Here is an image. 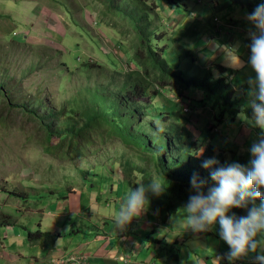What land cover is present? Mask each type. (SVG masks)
<instances>
[{
    "label": "rangeland",
    "instance_id": "1",
    "mask_svg": "<svg viewBox=\"0 0 264 264\" xmlns=\"http://www.w3.org/2000/svg\"><path fill=\"white\" fill-rule=\"evenodd\" d=\"M225 5L218 4V7L225 10L231 7ZM101 7L97 0H0V76L9 73L7 77H10L9 85L13 90L14 85L18 84L29 97H42L45 93L47 98L44 103L53 108L66 101L65 108L69 110L68 101H72L73 105L80 98L90 100L93 94L87 90L90 86L106 89L105 93L109 94L105 97H112L110 94L117 92L116 86L125 82L123 76L128 74L129 69L119 75L110 71L111 67L120 63L117 60L126 64L133 58L129 54L131 49L124 54V50L128 49H124L122 44H131L125 38L130 25L110 14L104 16L108 21L95 27V22L102 17ZM179 7V16L176 12L179 8L175 4L172 9L167 5L161 9L156 1L151 0L149 6L144 8L149 18L154 16L151 25H154L155 34L162 36L157 43L165 48L164 56L171 66L191 75L197 69H201L202 74H220L222 66H228L225 58L227 49L223 50L218 45H238L243 61L238 69L243 68V57L246 55L242 47L249 41L248 29L251 27L245 19V14L249 12L247 7L234 4L232 10H228L231 14L229 24L223 26L215 21L219 10L213 5L209 6L207 0H186V4ZM160 15L161 21L157 18ZM115 22H118L117 25ZM241 35L242 40H239ZM121 36L126 41H120ZM243 40L245 42L242 43ZM110 42L114 44L113 50L120 53L114 57L108 54V64L103 56L110 51ZM79 56L81 61L77 60ZM91 59L90 62L94 59V62L104 65L100 64V80H93L95 75L90 72ZM96 63H92V66L95 67ZM103 74L113 76L105 80L107 75ZM108 83L110 85L105 87ZM148 83L142 80V85ZM167 91L170 95L167 93L166 96L157 97V100L154 97L151 108L144 101L143 110H137L134 115L138 116L131 121L133 126L140 124L143 129H149L152 136L164 134L168 138L170 135L172 143L169 144V151L175 155L173 145H187L184 140L187 129L194 138L200 134L198 130L203 132L201 135H207L211 130L208 127L209 118L202 119L201 107H208L204 111L207 117H213V111L217 110L213 109L207 95L203 96L199 89L196 97L202 100H199V105L197 100H191L193 113L176 112L177 103L170 98L173 96L171 91ZM176 100L184 99L177 96ZM122 107L127 114L128 106L124 104ZM186 108L191 110V107ZM155 111L167 112L174 117L166 120V113H162L164 115L161 114L159 118V115L155 116ZM3 113L8 117L0 114V264H73L74 260H85V264L229 263L223 257L228 246L218 236V224L208 231L193 232L186 224L172 223L170 218L165 226L159 220L153 221V216L149 219L142 217V213L124 229L114 226L116 203L113 202L112 206L108 203L112 197H124L135 181L132 180L133 175H129V170L122 167L121 162L129 158L120 155L122 153L117 150L125 144L118 135L113 137L109 134L104 121L96 120L90 128L92 131H85L94 141L85 147H80L77 142L73 149L68 147L66 141L61 146L53 147L52 151H46L48 144L42 141L44 131L36 121L16 110ZM179 115L191 121L185 122ZM74 116L70 119L63 113L59 117L80 123L81 116ZM175 117L180 119L181 125L186 126V130L176 122ZM174 122L179 131L184 130L185 135L176 134ZM195 123L198 129L194 127ZM156 130L157 133H154ZM245 136H248V147L258 139L253 131L242 128L236 137L237 142L242 143ZM231 137L234 139L235 134ZM53 141L57 145L59 139ZM149 141L151 146L156 144L154 138ZM222 145L223 142L220 143ZM127 148L130 147L127 145ZM198 153L197 156L201 151ZM228 153L232 154L231 151ZM133 154L141 156L144 151L135 149ZM226 160L231 162L229 158ZM80 169L97 172L93 182L87 181L94 185H88L90 182L82 185ZM113 179V192L102 193L100 184L113 183ZM129 180H132L130 184ZM8 190L17 193L11 194ZM27 194L29 201L22 200V195ZM75 204L78 209H75ZM237 211L246 213L245 209L234 207L233 212ZM182 214L183 207L171 217ZM228 214L232 215L230 212ZM153 227L157 228L155 233L151 232ZM38 228L52 233L64 230L68 235L60 237L54 244L50 238L46 240L48 236L30 243L27 230L35 231ZM78 229L79 232L72 231ZM164 237L167 239L164 240ZM51 245L53 250H50ZM175 247H182L184 253L179 261H175L177 257L174 255L173 258L170 256ZM254 255L250 253L232 264H254Z\"/></svg>",
    "mask_w": 264,
    "mask_h": 264
},
{
    "label": "trees",
    "instance_id": "2",
    "mask_svg": "<svg viewBox=\"0 0 264 264\" xmlns=\"http://www.w3.org/2000/svg\"><path fill=\"white\" fill-rule=\"evenodd\" d=\"M97 1L102 5L100 8L102 17L98 19L100 23H104V16L113 14L116 15V18L119 17L122 20L126 18L127 22L134 30H136L135 35L131 36V39H137L140 41L142 47L143 45L146 47L145 51L147 54V56L142 55V58L138 59V62L146 69L149 66L152 68L151 73L155 75L154 79L156 80V84H158L156 88H154L153 85H144V89L142 81L136 77L132 83L128 84V88L125 90V95L118 96V93L114 97L102 98L96 94L97 89H93L90 91V93H93L89 98L90 100H87L89 105L80 104L84 101L83 98H80V101L76 100L74 102L75 107L71 105L72 101L71 103L68 101L67 104L69 105V110H66V101H64L61 106L55 108L49 107L47 103H44V100L47 98L45 93L42 97H37V95H34L35 98L29 97L28 93L23 92L21 86L18 84L14 85L15 90H13L9 85L10 77H7L9 73H2L0 76V114L5 116V113L3 112L16 110V112L20 114L26 116L29 115L30 118L36 121L44 131L42 141L48 144L46 146V151H52L53 147L56 148L58 145L61 146L66 141L68 142V147L73 149L77 142L80 147H85L90 144V142H94L90 139V135H86L85 131L90 130V128L94 126V122L100 118L106 124L105 126L107 127L109 134L113 135V137L118 135L120 141L125 144L117 150L122 153L120 155H127L126 158H129L121 163L123 168L129 170V175H133L132 180H134L136 184H147L152 178H156L162 185L166 186L165 190L159 196H153L151 193L148 194L149 203L147 208L154 217L153 221L159 220L162 224L167 225L169 218L170 221H172V217L170 216L176 215L180 208H182L187 202L190 194L189 182L193 174H196L199 179L205 181V190L214 184V181L209 177V169L202 168L201 162L199 163L200 160L202 161L203 159L208 158V156H215L218 158H223L224 156L226 159L229 158V160L248 159V136L243 137L242 143H238L236 137L242 128H246L249 132L253 131L254 137H258L257 132H260L258 128L252 127L242 119V115H251V109L247 107V100L249 98L247 91L249 85L245 83L244 78L248 82L249 77H254L255 73L247 64L246 60V63L241 70L233 68L234 71L238 72L236 75L237 93L228 92L225 91V89L218 90L211 87L206 80L199 79L201 77L192 76L185 71H180L178 68L169 66L164 59L158 56L161 48H158L157 44L154 42V32L156 31L154 27H151V22L148 19V16L143 12L144 7L141 6L142 4L145 5V0H136L138 1L137 3L135 1L131 3L132 0ZM150 1L151 0H148V3ZM155 1H157V6L159 7L162 5L166 6V4L172 7L173 3H175L174 0ZM223 2L226 4V7L231 6L229 10H232L233 5L237 4L247 7L249 12H251L256 4L259 3V0H223ZM180 9L181 7L179 8V11ZM117 23L118 22H115V25H117ZM140 32L146 33L142 37ZM242 37L243 35L239 36V40H242ZM119 40L123 41L121 38H119ZM243 42L245 41L243 40L242 43ZM122 44L125 43L122 42ZM134 47H136V44L131 42L130 49L132 50ZM138 53L139 51L136 49L134 54H132V57H138ZM146 80L150 82L149 79ZM160 87L162 88L161 90L159 89ZM199 89H201L203 96L207 95L214 106L213 109L217 110V112L213 111V117H207L208 115L202 117V119L209 118L208 127H211L213 130L212 132L211 130L207 132V135H201L203 132L198 130L200 134L194 138L193 134L188 131L186 126H184L185 130L187 129V136L184 137L187 145L184 147L176 144L173 145V148L176 150L175 155L171 154L169 151V144L172 143L170 138H167L164 134H155L156 136H152V132L149 131V129H143V126L140 124L138 126H133L131 120L138 116V114L134 115L138 109V107L133 105L134 101L142 102L143 100H146V105L151 107L152 105H150L149 102H151L154 97H156L157 100V97H160V95L166 92L170 93L167 91L170 90L178 95V97L181 96L185 101L189 100L190 104L191 100H197V104L199 105V100H202L201 97H196ZM117 96L118 98L115 100ZM90 102L92 103L91 106L97 104V109H95V107H91L90 109ZM124 104L128 106L127 114L123 111L122 106ZM81 105L82 107L80 108ZM85 107L89 109V111H85V114L88 113L87 115L80 113L81 111H84ZM158 107H161V105ZM79 108L81 111H78ZM207 109V107L203 106L201 113L204 114V111ZM90 112L94 114H90ZM63 113L70 119H73L76 114L80 115L82 123H79L76 120H61L59 116ZM164 113H166V120L174 117L167 112ZM132 114L134 116H132ZM162 115H159L158 117L161 118ZM5 117L8 116L6 115ZM174 119L176 122L179 120L177 117ZM190 121L191 120L188 119V122ZM194 127H196V129L199 128L197 123L194 124ZM175 131H179L178 127H176ZM154 133H157V130ZM233 134H235L234 139L231 137ZM152 138L156 139V144L151 146L149 140ZM53 139H59L57 145L54 144ZM221 142H223L222 146H220ZM127 145L130 147L129 149L127 148ZM135 149H142L144 155L133 156L135 155L133 154ZM181 150L183 153H181ZM199 151H201V154L197 156ZM228 151H231L232 154H229ZM127 153H130V155ZM226 159L218 160L220 166L230 163V161ZM216 166L217 165H214L213 167ZM80 171L83 174V177H89L84 170L80 169ZM135 175H137V177ZM132 180H129V182L131 183ZM136 184L134 185L136 186ZM8 192L11 194L17 193V191L14 190H8ZM22 196H24L22 200L29 201L27 198L28 194ZM245 214L246 213H244V215ZM27 231L28 241L30 243L48 236L46 237V240L50 238L52 244H54L60 237H66L68 235V232L64 230L55 233L40 228L35 231ZM72 231L79 232L80 229ZM8 232L10 233V230H8ZM125 236L126 235H124V237ZM163 239L165 240L167 238L164 237ZM176 240L177 239H175V242ZM53 249L54 247L51 245L50 250ZM175 249L176 250L171 252L170 256L173 258L174 255L177 257V260H173L179 261V258L184 253L182 247H175Z\"/></svg>",
    "mask_w": 264,
    "mask_h": 264
},
{
    "label": "clouds",
    "instance_id": "3",
    "mask_svg": "<svg viewBox=\"0 0 264 264\" xmlns=\"http://www.w3.org/2000/svg\"><path fill=\"white\" fill-rule=\"evenodd\" d=\"M134 1L136 3L138 2L136 0H132L131 3H133ZM154 1L155 0H153V2ZM198 1L202 2L203 0ZM174 2L175 3H173V6L175 4L177 8H180L179 6L186 4V0H174ZM207 3L209 6L213 5L219 10V12L215 16V21L217 25L223 26L229 24V19L231 15L230 13H228L229 9L225 10V8L218 7V4H225L223 0H215L214 3L213 0H207ZM166 5L171 9L173 8V6L170 7L168 4ZM141 6H143L144 8L148 7V1L145 0V5L142 4ZM160 8H166V6L162 5ZM176 12L178 13V16L181 15L179 9H177ZM153 17L154 16H152L151 18L148 17L150 22L153 21ZM161 17L162 15L157 17L158 20L161 21ZM118 19L120 18L118 17ZM245 19L248 21L251 27L248 29L249 41L242 47V50L246 55L243 57V59L244 61L247 60V64L250 66L255 75L254 77H249L248 82L243 77L245 83L249 85L247 91V95L249 97L247 100V107L251 109V115H242V119H244L252 127L258 128L260 130V132H257L258 139L254 140L249 145L248 159H233L230 163L221 166L218 160H225L226 157H224L223 155V158L212 156L203 159L201 161V167L209 169V177L212 181H214V184L205 190V181L199 179L196 174H193L189 182L190 194L188 196L187 202L183 206V214L179 217H172L171 220L174 224H186L187 228L193 232L208 231L213 228L214 225L218 224V236L228 246V249L223 254V257L229 262V264H232V262H234L235 260L245 257L250 253H255V255L252 257L254 264H264V0H259V3L256 4L254 9L251 12L245 14ZM103 21L106 22L108 20L103 17ZM122 21L127 22V19L124 18ZM98 23H100L99 20L95 22V27H97L96 24ZM127 24L129 23L127 22ZM163 24H165V22ZM151 27H154V25H151ZM135 31L136 30H134L133 27L130 25V30H128L127 32L129 37L126 36L125 38L130 42L136 44V47L132 48V52L129 54H134L136 49H138L139 53L137 55L139 56L136 58H130L126 64H123L121 61L117 60V62L120 63H115L111 67L110 71L119 73V75L124 73L126 69H129L128 74H124L123 76L125 78V82L122 85L116 86L115 90H117V92H112V94H110L113 95L112 97L116 96L120 92L122 93H120L118 96L125 95V90L128 88V84L132 83L136 77H138L140 81L149 79L150 82L145 85H153L154 88H156V86L158 85L156 84V80L154 79L155 75L151 73L152 68L149 66L146 69L145 67L141 66L138 62V59H141L142 55L147 56V54L145 51L146 47L144 45L142 47V43L140 41H138L137 39H131V36L135 35ZM140 33L143 37L146 32ZM120 38L121 40L126 41L123 36H121ZM161 38L162 36L160 34H155L154 32V42L157 44L158 48H161V51L160 53H158V56L164 59L167 64L171 66L167 58L164 56L165 48L157 43V39L159 42ZM199 44L204 45L201 43ZM123 45L124 49H128L127 51L124 50V54L128 53L130 51L131 44L125 43ZM218 47H222L223 50L227 49L225 58L228 66L223 65L220 69V74H202L201 69H197L195 71V74L192 76L201 77L199 79L206 80L211 87H214L218 90L225 89V91L237 93L238 91L236 84V75L238 72L234 71V69H238L243 65V61L240 58L239 46L218 45ZM113 49L114 44L110 42V51L107 54H104L103 56L107 60L108 64L110 63L108 59L110 56H108V54L114 57L115 54L120 53L119 51ZM78 58V61L82 60H80V56ZM90 61H92V59L89 60V62ZM92 63H96L94 62V59L93 62H90V72H94L95 75L93 77V80H100V71L102 68L101 65H103V63L101 62V65L99 63H96L97 65L95 67L92 66ZM223 71H225L224 74H222ZM104 75H107L105 80L110 79L109 77L113 76L109 74H103L102 76ZM119 75L115 76L120 77ZM119 81L123 80L119 79ZM109 85L110 84L108 83L107 85H105V87H108ZM93 89H97L96 94L98 96L102 98H109L105 97V95L109 94L105 93L106 89L95 88L93 86H90V89L87 90L90 92ZM159 89L161 90L162 88L160 87ZM167 93L168 92L160 96H166ZM168 94L170 95V93ZM171 94L173 96L170 98H174L177 103V108L175 110L176 112L179 110L184 112L185 114L193 113L194 109L191 106L189 100H176L178 95L173 94V92H171ZM118 96L115 98V100H117ZM179 98L182 99L181 96H179ZM87 100L88 99H84V101H82L80 104L89 105ZM144 101L146 100H143L142 102L134 101L133 105L138 107L137 110H143L142 108L144 105L142 103ZM140 103L142 104L141 108ZM149 104H153V99L151 102H149ZM209 104L211 105L210 100ZM91 105L92 103L90 104V109L91 107H95V109H97V104L94 106ZM187 106L191 107V110H188L189 108H186ZM201 108L203 109V107ZM78 111H81V109L79 108ZM85 111H89V109L85 107L84 111H81L80 113H82L83 115H87L88 113L85 114ZM162 113L164 112L155 111L154 114L155 116H158ZM90 114L94 113L90 112ZM179 116H182L185 122H188V119H186L184 115ZM203 116L205 115L203 114ZM99 120L101 119L99 118ZM177 122L180 124L181 127H184V125H181L180 119ZM174 124L177 127L176 122H174ZM181 133L185 135L184 130L176 132L178 136ZM112 138L113 137H111V139ZM168 138H170V135L168 136ZM198 154L199 153H197V155ZM214 165L217 166L213 167ZM84 171L89 175V177H83L82 185L86 184L88 180L93 182V176H96L97 172H95L94 170L93 172L89 170ZM92 182H90L88 185H93L94 183ZM112 182L114 185L115 180L113 179ZM134 184H132V187L129 188L124 197H120L121 203L118 205V211L113 217V224L117 229H124L134 217L140 216L143 212L147 210V206L149 203V193H151L153 196H159L165 190L166 187L165 185H162L156 178H152L147 184L141 183L136 184V186ZM114 198L115 197H112L113 200ZM108 204L112 205L113 202H110ZM234 207L245 209L246 214L244 215V213H240L239 211L233 212ZM229 212L230 214L232 213V215H229ZM151 232L155 233L156 231L152 230Z\"/></svg>",
    "mask_w": 264,
    "mask_h": 264
},
{
    "label": "crops",
    "instance_id": "4",
    "mask_svg": "<svg viewBox=\"0 0 264 264\" xmlns=\"http://www.w3.org/2000/svg\"><path fill=\"white\" fill-rule=\"evenodd\" d=\"M94 185V184H93ZM101 186H100V190H101V192L102 193H105V194H107V193H110V192H113V190H114V185H113V183H105V184H100ZM122 185V187H123V184H121ZM123 194V193H122ZM111 202H115L116 203V210H117V208H118V205L121 203V201H120V197H115L114 198V200L112 199V201ZM110 206H112V205H110ZM75 209H78V205L77 204H75ZM118 211V210H117ZM116 213V212H115ZM145 214H146V216H145ZM115 215V214H114ZM142 217H146V219H149V217H152L151 216V213H150V211L147 209L145 212H143V214H142ZM142 217H141V219H142ZM147 224V223H146ZM151 230H155L156 231V228H151ZM159 238H161V237H159ZM95 255V254H94ZM58 256H59V254H58ZM111 258H113V257H111ZM49 260H51V259H49Z\"/></svg>",
    "mask_w": 264,
    "mask_h": 264
},
{
    "label": "built area",
    "instance_id": "5",
    "mask_svg": "<svg viewBox=\"0 0 264 264\" xmlns=\"http://www.w3.org/2000/svg\"><path fill=\"white\" fill-rule=\"evenodd\" d=\"M58 263H60V262H58ZM73 264H85V260L84 261L83 260H74Z\"/></svg>",
    "mask_w": 264,
    "mask_h": 264
},
{
    "label": "bare ground",
    "instance_id": "6",
    "mask_svg": "<svg viewBox=\"0 0 264 264\" xmlns=\"http://www.w3.org/2000/svg\"><path fill=\"white\" fill-rule=\"evenodd\" d=\"M209 129H211V130H213L211 127H209ZM151 213V212H150ZM151 216H152V214H151ZM63 256V255H62ZM73 256H69V258H72ZM80 257V256H79ZM66 259V258H65ZM71 260V259H70ZM58 264H60V263H58Z\"/></svg>",
    "mask_w": 264,
    "mask_h": 264
}]
</instances>
